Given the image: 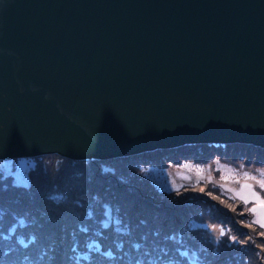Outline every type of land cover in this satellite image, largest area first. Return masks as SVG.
I'll return each instance as SVG.
<instances>
[{
    "label": "water",
    "instance_id": "water-1",
    "mask_svg": "<svg viewBox=\"0 0 264 264\" xmlns=\"http://www.w3.org/2000/svg\"><path fill=\"white\" fill-rule=\"evenodd\" d=\"M264 149V0H0V159Z\"/></svg>",
    "mask_w": 264,
    "mask_h": 264
},
{
    "label": "trees",
    "instance_id": "trees-1",
    "mask_svg": "<svg viewBox=\"0 0 264 264\" xmlns=\"http://www.w3.org/2000/svg\"><path fill=\"white\" fill-rule=\"evenodd\" d=\"M216 151L217 154H215ZM230 154H232L231 159L228 160ZM224 155L225 158L222 157ZM54 156L57 157L42 159ZM146 156L149 160L144 159ZM36 158L38 169L33 178L36 179L35 182L38 185H48L51 188L53 194L47 195L51 200H46V205H44L41 200L37 201L34 196H30L33 201L28 200L29 203H24L21 208L14 203L2 202L4 207H0V264H167V262L183 264L188 262L186 255L193 249L200 252V244H190L192 241L186 237L187 231L179 234L171 233L169 229L172 225L173 228L179 229L181 223L174 225L176 217L183 218L184 214L193 215L195 212L200 210L203 212L208 208L214 213L211 216L217 215V220L212 222L224 223L238 237H242L240 240L244 244L235 249V253L232 252L230 256L235 259L236 263L244 264L246 259L250 258L248 253L252 257L255 255L259 259H264V236L263 238L257 236V231L246 228L247 224H254L252 217H249L245 210H240L242 205L234 203L235 199L228 196L220 185L216 186L215 195H206L211 200L184 196L167 202V199L155 193L156 191L163 193L159 182L165 183L166 179L158 174L168 171L170 163L183 162L186 166L192 163L191 167H206L214 158H223L224 163L243 160L246 164L245 167L241 165V170L237 167L222 165L217 170L222 176L220 182L224 177L232 175L253 178L254 182L258 183L259 175L256 170L264 169V149L250 144L186 145L177 149L157 150L102 162H98L100 160H82L81 162L70 160L67 162L68 159L58 155ZM47 165L57 168L58 176L54 174L51 179H48L45 172H42ZM94 170L97 172L104 170L102 172L104 176H118L138 196L142 195L145 190L147 194L151 193L163 202L149 203L150 207L144 205L145 213L148 215L146 219H143L133 212L130 202H125L126 199L121 197L124 202V215L115 218L110 211L109 215L105 216L101 205H91L87 200L92 198L93 193L99 187L109 189L114 187L98 176ZM192 178L203 185L220 183H213L212 180L218 181L214 176H211V180L199 171L192 173ZM83 182L85 184L81 187L74 186ZM0 191L3 190L0 189ZM63 191L66 192L65 194L75 196L81 202V206L79 208L70 204L74 214L73 218L60 222V217L58 219L54 216L56 211L53 207L57 197H60ZM147 194L142 196L145 202H147ZM214 198L221 202L213 200ZM106 199L114 200L113 197ZM210 204L221 211L211 208ZM67 207L69 204L63 206V208ZM233 207L236 209L234 214L230 210ZM137 216L139 220L135 227L133 223ZM195 221H190L189 225ZM152 222L154 223L151 224ZM70 223L73 225L70 226ZM194 228L201 229V227ZM157 230H160V233L164 231L167 233L157 234V242L152 243ZM167 244L171 245L168 250ZM158 247H161L159 253L147 254L152 248ZM225 259L228 261V258Z\"/></svg>",
    "mask_w": 264,
    "mask_h": 264
},
{
    "label": "rangeland",
    "instance_id": "rangeland-1",
    "mask_svg": "<svg viewBox=\"0 0 264 264\" xmlns=\"http://www.w3.org/2000/svg\"><path fill=\"white\" fill-rule=\"evenodd\" d=\"M177 148L179 147H176L175 149ZM180 151L184 152L182 149H180ZM215 154H217V151L215 152ZM231 155L232 154L228 155V160L231 159ZM55 157L57 156L48 158L45 157L42 159L47 160ZM222 157L225 158V155ZM36 159L37 158L34 159L33 157L0 159V189L3 190L0 191L1 208L4 207L2 202L10 204L14 203V205H18L21 208L24 206V203H29L28 200L33 201V198L30 196H34L37 201L41 200L42 204L44 205H46V200H51L50 198H48L49 196L47 197L48 194H53V191L50 190L51 188H49L48 185H38L37 182H35L36 179L33 178L34 173H36L38 169L36 166ZM144 159L149 160V157L146 156L144 157ZM66 161L68 162L70 160ZM81 161L82 160L77 162ZM224 161L225 160L223 158H214L210 160L209 166L206 167H191L192 163L187 166L183 162L170 163L171 166H169L170 169L168 171L158 174L163 179H166L165 183L163 181L159 182L160 187H162L161 190L164 194L161 193V191H156L155 193H157L160 197L167 199V202L184 196H195L205 200H211L206 195H215L217 189L216 186L220 185L222 190L228 196L235 199L234 203H236L237 205H242L239 209L242 211L245 210L246 212H248L247 215L249 217H252L254 224H247L246 228H251L252 230L257 231L256 235L263 238L264 235L262 233H264V228L260 227V224L264 223V205H262L260 201L264 200V189L260 188L259 182H264V169L256 170L258 171L259 175L258 183H255L253 178H244L243 176L237 177L232 175L224 177L222 182H220L222 176L220 173L217 172V170L220 169L222 165L237 167L240 170L242 169L241 165H246L243 160H241L243 164H241V162L239 161H229L226 163H224ZM235 164L237 166H235ZM197 170L204 176H206V178H209L211 180V176H214V178H216L218 181L212 180L213 183H220L215 185H203L199 183L198 181L192 178V173H198ZM103 171L97 172L96 170H94V172L97 173L98 176L104 178L108 183L112 184V187L114 188L109 189L105 187H99L98 190L93 193L92 198L90 197L87 201L91 205H101L105 216L109 215L110 211L112 212L115 218L124 215V202L121 200V197L122 199H126L125 202H130L129 204L131 205V208H133V212H135V214H137L138 216H140V218L143 219H146L148 215L147 213H145L144 205L150 207L149 203L163 202L161 199L155 198L151 193L147 194V191L145 190L140 196L134 194V192L131 191L130 186L126 182L120 180L118 176H104L102 173ZM233 171L235 170L233 169ZM42 172H45V175L48 176V179H51L54 174L58 176L56 174L57 168H53L48 165ZM233 182L234 184H232ZM32 183L34 186L32 185ZM84 184L85 183L83 182L74 186L81 187ZM76 192L78 193L79 191ZM65 193L66 192L63 191L60 197H57L55 206L53 207V209L56 211L54 216L58 219L60 217V222L63 220H71L70 218H73L74 214L71 211L70 204L74 205V207L79 208L81 206V202L75 196H70ZM146 194L148 196V198H146L148 203L145 202L142 198V196ZM110 197H113L114 200L109 201L106 199ZM257 197H259L260 199L258 200ZM213 200L216 199L214 198ZM216 201H219V199H217ZM219 202H221V200ZM65 204H69V207L63 208ZM210 207L217 211H221L218 207L213 206L211 204ZM234 207L230 209L233 214L236 211ZM199 212H195V214L193 215L184 214L183 218L176 217L177 220L174 225H176L177 223H181L179 225V229L173 228V225L169 229V232L179 234H182L187 231L186 237H189L188 239L192 241L190 244H200V252L195 251L193 249L189 254L186 255L188 262H184L183 264H239L236 263L235 259L230 256H232V252L235 253V249L244 244V242L240 240V238L242 237H238L233 232V230L229 228L226 224L218 222L217 224L212 222L217 220V215L211 216V214L214 213H212L210 208L203 212ZM138 216L137 218H135L133 223L135 227H137L138 225ZM192 220L196 221L189 225V222ZM153 223L154 222H152L151 224ZM71 225H73V223H70V226ZM194 227H201V229H195ZM166 233L167 231L160 233V230H157V232L153 236L154 241H152V243L157 242V234L164 235ZM170 246L171 245L167 244V250L168 248H170ZM160 251L161 247L152 248L147 254L150 255L152 253H159ZM248 256L250 258H247V262L245 261L244 264H264L263 258L259 259V257H256L255 255L254 257H252L249 253ZM225 258H228V261H226L227 259ZM167 264L175 263L167 262Z\"/></svg>",
    "mask_w": 264,
    "mask_h": 264
},
{
    "label": "clouds",
    "instance_id": "clouds-1",
    "mask_svg": "<svg viewBox=\"0 0 264 264\" xmlns=\"http://www.w3.org/2000/svg\"><path fill=\"white\" fill-rule=\"evenodd\" d=\"M190 145H206V144H190ZM211 145H214V144H211ZM184 146H186V145H184ZM216 146H219V145H216ZM180 147H182V146H180ZM258 148H260V147H258ZM171 149H175V148H171ZM261 149H263V148H261ZM158 150H163L164 151V150H170V149H158ZM153 151H157V150H153ZM153 151H149V152H153ZM145 153H147V152H145ZM141 154H144V153H141ZM47 155H50V154H47ZM53 155H55V154H53ZM136 155H140V154H136ZM136 155H131V156H136ZM40 156H45V155L34 156L33 158L40 157ZM127 157H130V156H127ZM117 158H125V157H117ZM113 159H116V158H113ZM83 160H86V159H83ZM91 160H97V159H91ZM108 160H111V159H108ZM100 161H105V160H100Z\"/></svg>",
    "mask_w": 264,
    "mask_h": 264
},
{
    "label": "snow or ice",
    "instance_id": "snow-or-ice-1",
    "mask_svg": "<svg viewBox=\"0 0 264 264\" xmlns=\"http://www.w3.org/2000/svg\"><path fill=\"white\" fill-rule=\"evenodd\" d=\"M259 186H260L261 189H264V182H259ZM257 199L259 200L260 198L257 197ZM260 202H261L262 205H264V200H261ZM260 227L264 228V223H261Z\"/></svg>",
    "mask_w": 264,
    "mask_h": 264
},
{
    "label": "bare ground",
    "instance_id": "bare-ground-1",
    "mask_svg": "<svg viewBox=\"0 0 264 264\" xmlns=\"http://www.w3.org/2000/svg\"><path fill=\"white\" fill-rule=\"evenodd\" d=\"M242 142L240 141V143L238 142V143H232V144H238V145H240Z\"/></svg>",
    "mask_w": 264,
    "mask_h": 264
}]
</instances>
